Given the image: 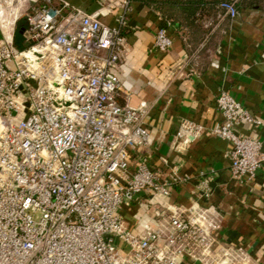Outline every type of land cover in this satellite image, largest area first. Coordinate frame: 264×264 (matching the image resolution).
<instances>
[{
	"label": "built area",
	"instance_id": "2783aa9c",
	"mask_svg": "<svg viewBox=\"0 0 264 264\" xmlns=\"http://www.w3.org/2000/svg\"><path fill=\"white\" fill-rule=\"evenodd\" d=\"M14 1L0 0V264H239L217 239L213 206L168 202L171 185L185 180L177 169L168 181L149 157L133 168V151L150 147L153 137L144 123L147 103H121L125 18L109 27L99 18L103 10L87 13L65 0L8 7ZM240 1L220 7L234 18ZM22 15L28 45L19 49ZM172 44L159 27L154 47ZM217 107L222 122L184 119L175 146L204 135L228 140L231 177L255 179L264 137L237 128L263 120L226 90ZM137 202L138 224L130 229L123 209Z\"/></svg>",
	"mask_w": 264,
	"mask_h": 264
},
{
	"label": "crops",
	"instance_id": "0c3cea01",
	"mask_svg": "<svg viewBox=\"0 0 264 264\" xmlns=\"http://www.w3.org/2000/svg\"><path fill=\"white\" fill-rule=\"evenodd\" d=\"M65 1L87 13L103 10L99 18L109 27L125 18L121 103H147L144 123L153 137L150 147L133 151V168L149 157L168 181L177 169L185 180L171 185L168 202L213 206L220 244L237 253L239 264H264V167L255 179L238 181L230 173L228 140L204 135L175 146L184 119L206 127L223 121L217 107L223 90L264 123V0H241L234 18L220 7L222 0H131L127 6L124 0ZM204 19H213L214 27L206 28ZM159 27L173 40L168 51L154 47ZM237 130L264 137V124ZM140 209L138 202L123 209L130 229L137 227Z\"/></svg>",
	"mask_w": 264,
	"mask_h": 264
},
{
	"label": "trees",
	"instance_id": "16d2710c",
	"mask_svg": "<svg viewBox=\"0 0 264 264\" xmlns=\"http://www.w3.org/2000/svg\"><path fill=\"white\" fill-rule=\"evenodd\" d=\"M26 30V26L23 21H19L17 29L15 31V45L19 49H23L27 47L28 43L25 41L24 31Z\"/></svg>",
	"mask_w": 264,
	"mask_h": 264
},
{
	"label": "rangeland",
	"instance_id": "374dc122",
	"mask_svg": "<svg viewBox=\"0 0 264 264\" xmlns=\"http://www.w3.org/2000/svg\"><path fill=\"white\" fill-rule=\"evenodd\" d=\"M8 4H9V6L8 7H13V6H15L16 4H17V1L15 0L14 2H12V3H9V2H7ZM26 9H27V7H26ZM7 17H8V19H12L13 18V16H10V15H6ZM24 19H25V16H20V18H19V20L21 21H23V23L25 24V21H24Z\"/></svg>",
	"mask_w": 264,
	"mask_h": 264
}]
</instances>
